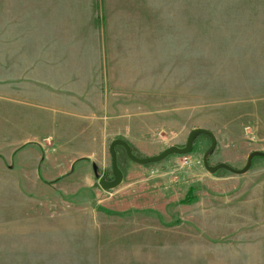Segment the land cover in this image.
Here are the masks:
<instances>
[{"label": "rangeland", "instance_id": "obj_1", "mask_svg": "<svg viewBox=\"0 0 264 264\" xmlns=\"http://www.w3.org/2000/svg\"><path fill=\"white\" fill-rule=\"evenodd\" d=\"M175 2L179 9L185 0ZM192 7V37H185L183 14L150 18L135 66L98 69L96 80L102 100L119 104L106 118L132 125L116 138L131 146L133 156L184 149L192 130L200 128L217 141L208 166L213 139L206 134L196 137L188 154L147 165L132 161L119 146L124 179L110 192L95 179L92 164L102 180L114 178L115 134L69 186L66 180L51 186L56 173L44 171L56 164L48 158L38 170L52 183L43 179L39 183L48 186L36 189V182L24 179L35 159H74L96 145L92 133L47 130L39 116L35 124L26 119L31 128L16 127L20 96L13 85L4 95L2 84L14 70L1 67L0 49V155L15 165V173L0 172V264H264V0H195ZM27 140L43 148L30 145L27 155H15L16 145ZM59 140L67 142L65 155L54 148ZM253 153L263 155L245 174L208 169L224 164L242 171ZM20 157L26 166L18 164ZM84 174L96 182L91 190L83 188Z\"/></svg>", "mask_w": 264, "mask_h": 264}, {"label": "crops", "instance_id": "obj_2", "mask_svg": "<svg viewBox=\"0 0 264 264\" xmlns=\"http://www.w3.org/2000/svg\"><path fill=\"white\" fill-rule=\"evenodd\" d=\"M165 4H170L168 10ZM176 4L175 0L169 3L155 0H0V49L4 62L1 67L14 70L8 72V81L4 79L2 88L4 95L9 94L5 92L6 86L13 85L14 93L20 96L14 116H20L21 123H15V126L31 128L26 126V119L35 124L36 116H39L41 121L45 119L40 126L47 130L55 129L60 134L71 131L92 133L91 141L96 145L90 153L74 159L68 156L54 159L48 155L41 157L39 164L36 159L30 162L28 165L34 170H28L24 179L36 182V189L48 186L39 183L47 178L40 177L38 170V165L43 166L46 158L49 163L56 164L53 169L44 171L45 174L56 173L57 178L51 180L55 182L51 186L64 180L69 186V181L82 178V166L92 160L110 134L116 135L113 143L121 140L116 138L120 132L132 128L122 121L121 127L117 123L119 118L116 121L106 118L119 104L102 100L96 71L106 69L109 73L120 69L124 72L134 67L144 49L143 37L146 27L149 28V20H156L160 14H167L172 19L178 13L183 14L185 37H192L195 30L192 4L195 6V0H185L179 9ZM135 52L139 56H135ZM121 83L127 85L128 77ZM52 85L59 89L52 92L48 87ZM55 114L60 115L56 120ZM89 117L91 120L84 123ZM31 140L16 145L15 155H27L26 147L30 145L43 148L42 143ZM71 141L80 140L73 138ZM66 143L59 140L53 147L59 151L64 149L65 155L68 152ZM3 158L0 155V172L2 169L3 174L9 175L12 170L15 173V165ZM78 162H82L79 176L75 174ZM18 164L26 166V157H20ZM93 164L95 179L102 180ZM85 175L83 188L91 190L96 182ZM44 182L52 183L49 179Z\"/></svg>", "mask_w": 264, "mask_h": 264}, {"label": "water", "instance_id": "obj_3", "mask_svg": "<svg viewBox=\"0 0 264 264\" xmlns=\"http://www.w3.org/2000/svg\"><path fill=\"white\" fill-rule=\"evenodd\" d=\"M201 134L209 135L213 139L212 148L209 150V152L205 156V163H206V166H208L207 157L215 149L217 141H216V138L214 137V135L210 131H207L205 129H200L199 128V129L192 130V132L190 133L189 139H188L187 146L184 149H179L177 147H172V148L167 149L165 152H163L159 156L154 157V158H148V159H138L135 156H133L132 149H131L130 145L127 142H125L123 140L114 141L111 144L110 153H111L112 161H113V175H114L115 180L113 182H107L105 180H101L100 184H101L102 188H104L105 190L110 191V190H113V189H116L117 187H119L122 184V182H123V173L118 167V157H117V152H116V147L117 146H122L125 149L128 157L132 161H134L135 163L140 164V165H147V164H150V163L159 162V161L165 159L167 156L172 155V154H182V155L183 154H188L192 150L193 142L195 141L196 137L201 135ZM260 155H263V154H261V153H253L249 157L247 166L242 171H235L232 168H230L229 166L224 165V164L216 166V167H208V169H209L210 172H216L218 169H228V170H231L233 172L245 174L246 172H248L250 170L251 165H252V160L256 156H260Z\"/></svg>", "mask_w": 264, "mask_h": 264}, {"label": "built area", "instance_id": "obj_4", "mask_svg": "<svg viewBox=\"0 0 264 264\" xmlns=\"http://www.w3.org/2000/svg\"><path fill=\"white\" fill-rule=\"evenodd\" d=\"M48 145H49L50 147H52V142L48 141Z\"/></svg>", "mask_w": 264, "mask_h": 264}, {"label": "flooded vegetation", "instance_id": "obj_5", "mask_svg": "<svg viewBox=\"0 0 264 264\" xmlns=\"http://www.w3.org/2000/svg\"><path fill=\"white\" fill-rule=\"evenodd\" d=\"M109 180V182H113L114 180H115V178H113V179H108Z\"/></svg>", "mask_w": 264, "mask_h": 264}, {"label": "trees", "instance_id": "obj_6", "mask_svg": "<svg viewBox=\"0 0 264 264\" xmlns=\"http://www.w3.org/2000/svg\"><path fill=\"white\" fill-rule=\"evenodd\" d=\"M204 135H205V134H201V135H199V137H200V136H204ZM187 202L190 203L191 201H187Z\"/></svg>", "mask_w": 264, "mask_h": 264}]
</instances>
